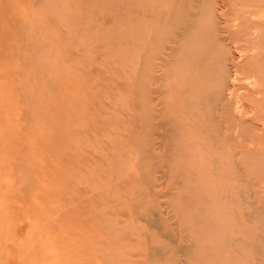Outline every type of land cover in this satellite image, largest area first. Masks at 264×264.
<instances>
[{
	"label": "rangeland",
	"instance_id": "1",
	"mask_svg": "<svg viewBox=\"0 0 264 264\" xmlns=\"http://www.w3.org/2000/svg\"><path fill=\"white\" fill-rule=\"evenodd\" d=\"M0 264H264V0H0Z\"/></svg>",
	"mask_w": 264,
	"mask_h": 264
}]
</instances>
